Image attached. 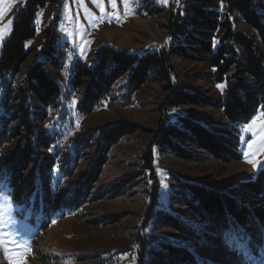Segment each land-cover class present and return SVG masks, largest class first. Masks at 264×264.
Returning a JSON list of instances; mask_svg holds the SVG:
<instances>
[{
    "label": "trees",
    "instance_id": "trees-1",
    "mask_svg": "<svg viewBox=\"0 0 264 264\" xmlns=\"http://www.w3.org/2000/svg\"><path fill=\"white\" fill-rule=\"evenodd\" d=\"M59 3L60 0H27L16 12L12 34L0 53V180L7 181L16 203L41 210L49 223L60 210L80 215L83 207L92 202L123 196L138 184L140 173L126 175L97 193L96 184L111 149L140 131L150 134L148 151L142 157L144 168L150 170L157 154L196 163L216 159L228 164L242 159L232 135L217 132L188 116L170 121L162 115L155 128L122 122L104 129L88 169L76 173L80 153L92 146L89 139H78L73 156L63 160L57 150L60 138L46 127L62 94L59 81L50 71L62 69L64 63L55 27L44 31L41 60L34 61L19 77L34 51L28 42L37 34V12ZM162 11L156 7L150 14ZM235 14L253 35L235 27ZM166 28L168 44L163 48L139 53L102 45L95 50L91 62L76 60L69 87L78 95L79 113H94L121 80L127 99L150 82L161 85L167 93L161 103L164 113L184 105L212 107L222 111L231 125L250 120L260 109L264 113V0H229L225 13L204 1L191 0L182 9L170 12ZM175 58L203 62L212 70V83H227L224 98L216 101L203 97L177 82ZM56 167L59 171L54 174ZM76 176L73 184L65 183ZM150 178H154L153 171ZM172 179L175 188L171 202L186 209L199 229L159 207L160 186L156 183L143 220V235L138 237L134 264H200V257L192 249L172 242L166 234L159 235L166 230L194 239L217 254L226 253L230 250L223 244L222 229L227 228L228 218L251 238L264 241V170L255 180L240 181L227 190L174 175ZM117 217L107 215L88 222L94 226L113 224L118 222Z\"/></svg>",
    "mask_w": 264,
    "mask_h": 264
},
{
    "label": "rangeland",
    "instance_id": "rangeland-1",
    "mask_svg": "<svg viewBox=\"0 0 264 264\" xmlns=\"http://www.w3.org/2000/svg\"><path fill=\"white\" fill-rule=\"evenodd\" d=\"M26 1L0 0V29L4 30L6 37L0 44V53L12 34L15 14ZM188 1L191 0H178V3L177 0H167V3L164 0H128V7H125L124 0H116L114 8L110 0H102V3H94L93 0H60L59 4L41 8L34 19L37 34L28 42V47L34 48V51L19 77L25 74L34 61L41 60L40 51L45 45L44 31L49 26L55 27L59 34V46L64 51V63L62 69L50 68V71L59 81L62 94L58 108L50 112L47 128L60 138L57 150L63 160L73 156L78 139H89L92 146L80 153L76 173L88 169L104 129L122 122L155 128L162 115L170 121L188 116L217 132L232 135L236 138L242 159L228 164L216 159L196 163L172 155L157 154L154 168L150 170L144 168L142 158L148 151L150 134L140 131L125 137L111 149L95 193L133 173L141 174L138 184L123 196L92 202L83 207L80 215L60 210L49 223L41 210L16 203L10 195L7 181L0 180V212L3 213L4 221L0 229L11 234L7 239L14 237L19 242V247L12 243L0 246V264H134L138 237L143 235V220L152 187L156 183L160 186L159 207L193 224L191 214L171 202V193L175 188L173 175L184 181L227 190L240 181L255 180L263 171L254 170L252 163L245 159L247 153L253 163L264 162V128L261 127L264 113L261 109L250 120L235 125L228 122L222 111L212 107L184 105L164 113L161 103L167 93L161 85L150 82L131 99H127L124 80L118 82L109 98L94 113L83 116L77 109L78 95L69 87L76 60L91 62L95 50L102 45L139 53L167 46L166 23L170 12L182 9ZM193 1H204L208 6L225 13L229 0ZM102 7L106 14L102 15ZM156 7L163 11L151 15V9ZM232 18L236 28L253 35V31L237 14ZM81 49H84L83 53ZM174 63L176 81L184 83L188 90L216 101L224 98L227 83H212V70L203 62L175 58ZM221 84L225 85L223 92L217 87ZM58 171L56 167L54 174ZM152 171L153 179L150 178ZM77 176L65 183L73 184ZM161 182L166 183L168 189H164ZM107 215L118 216V222L98 226L88 222ZM160 234H166L172 242L192 249L200 257V264H239L236 254L231 251L217 254L214 249L170 230L161 231ZM251 246L254 259L249 264H264V241H257Z\"/></svg>",
    "mask_w": 264,
    "mask_h": 264
},
{
    "label": "snow or ice",
    "instance_id": "snow-or-ice-1",
    "mask_svg": "<svg viewBox=\"0 0 264 264\" xmlns=\"http://www.w3.org/2000/svg\"><path fill=\"white\" fill-rule=\"evenodd\" d=\"M93 2L102 3V0H93ZM164 2L167 3V0H164ZM110 3L112 7L114 8L116 7V0H110ZM124 3H125V7H128V0H124ZM177 3H178V0H177ZM221 7H223V3L221 4ZM101 13L102 15L106 14L104 12L103 7L101 8ZM8 27L11 28V24H9ZM3 31H4L3 29H0V44H2L6 40V37L4 36ZM83 51L84 49H81V53H83ZM217 87L221 90V92H223L225 85L221 84V85H217ZM73 103L75 104V101H73ZM255 123L256 121L254 120L253 124ZM46 127L48 126L46 125ZM77 127H79V125H77ZM261 127L264 128V122L261 123ZM262 142H264V140H262ZM249 147L251 148L252 145L250 144ZM245 159H246V162L252 163L254 170H264V162L257 161L253 163L251 160L248 159L247 153L245 155ZM161 183L164 189H168L169 186L166 183H163V182ZM2 223H4L3 213L0 212V224ZM192 228L199 229V225L193 224ZM10 236H11L10 233H4L3 229H0V246L5 245L6 243H12L19 247V242L16 241L14 237L11 238L10 240L7 239V237H10ZM222 238H223L224 246L227 249H229L231 252L236 254L239 264H249V262L254 259L253 248L251 246V237L249 236V234L243 227L234 224V221L232 218H228L227 228L222 229Z\"/></svg>",
    "mask_w": 264,
    "mask_h": 264
}]
</instances>
